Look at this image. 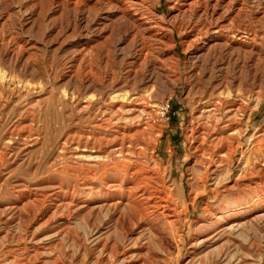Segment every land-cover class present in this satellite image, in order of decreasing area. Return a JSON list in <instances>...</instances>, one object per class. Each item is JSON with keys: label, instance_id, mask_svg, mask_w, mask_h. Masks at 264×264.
I'll return each instance as SVG.
<instances>
[{"label": "rangeland", "instance_id": "1", "mask_svg": "<svg viewBox=\"0 0 264 264\" xmlns=\"http://www.w3.org/2000/svg\"><path fill=\"white\" fill-rule=\"evenodd\" d=\"M127 1L0 0V264H116L135 241L149 264H264V0ZM131 96L152 115L121 118ZM146 119L117 159L172 192L181 254L91 204L114 127Z\"/></svg>", "mask_w": 264, "mask_h": 264}, {"label": "bare ground", "instance_id": "2", "mask_svg": "<svg viewBox=\"0 0 264 264\" xmlns=\"http://www.w3.org/2000/svg\"><path fill=\"white\" fill-rule=\"evenodd\" d=\"M126 6H131V5H126ZM123 7H125V6H123ZM131 98H132V96H131ZM131 98H128V101H126V105L122 104L121 106H119L118 110L121 112V115H120L121 118H125V115L126 116L128 115V117H129V116H132L136 113H138L139 116L147 114L149 117V115H152L150 113V111L142 105L141 99L139 97L138 98H132V99ZM234 108H236V107H234ZM239 110L240 109H238V112H239ZM214 113H216V112H214ZM233 113H235V112H233ZM134 121H132V123L128 122L127 126L123 125L124 127L123 126L119 127V128L114 127V129H116V130H114L115 138L113 140V142H114L113 145L110 148H107L106 151L101 156L94 158L95 160L96 159L103 160V161L111 160V161L115 162L113 164L114 166H112V168H111L112 170H108V168H107V170L105 171V175L112 174L111 178H113L114 180L110 181L109 178H107V177L105 179H103L104 180L103 185L105 186V189H106L105 193L100 198V200L98 199V201L91 203V204L96 205V207H98V211H101L103 209V210H107L109 213H113V214L118 211L119 212V214H118L119 215V221L122 220L123 213H125L126 214L125 221H126V225H127V229H126L127 234L133 233L136 227L144 228L143 230H148L152 233V235L158 241L160 246H162L165 250H169L173 253L181 254L183 252V245H184V243L187 242V236H186V232H185L186 225L180 226L179 228L177 227V229L175 227L176 233H174L173 230H170V232L169 231L165 232L163 230V227L165 226V225H163V222H166L170 226L177 222V210L175 208V205L171 201L172 192L169 190V188L163 182L160 184V186H158L156 173L152 172L151 170L144 168L139 161H133V160L129 161L128 160L129 163H125V162L121 163L117 159V157H121L124 160H126V159H128L127 157L135 155L136 154V147H138V145H140L139 144L140 142L138 143V141H135V139L137 140V138H141L142 140H144L145 136L147 135V131L151 128V125H152L151 119H148V120L146 119L142 123L140 122L137 124H136V120H134ZM222 132H224V131H222ZM219 133H221V132H219ZM197 137H199V136H197ZM226 142H227V139L225 137L221 136V138H219L217 140V143H215V148L220 150L219 153L221 155L220 157L222 158L221 163L224 161L223 158L226 156V154L223 153V151H224L223 149L226 146L225 145ZM208 143H210V142H208ZM201 148H202V146H201ZM212 160H213V158H212ZM160 182H161V180H160ZM125 183L128 186L127 188L126 187L123 188V185ZM56 202H58L59 204L56 205V207L54 206L55 211H58L62 207H66L63 200L56 201ZM18 205H20V204L16 203L15 205H12L11 207H9V209L16 211L18 209ZM75 205H77V204H75ZM85 207L87 208V206H85ZM85 207H83V209ZM93 209L94 208H92V210ZM237 214H239V213H237ZM230 217L232 218V215H229V214H227V215L225 214L224 216L221 215L220 217H215V219L217 221L216 223H218V225H220V232L225 231L228 228L231 229L232 226L234 227V226L238 225L239 222L237 223V221L234 224L232 223V225H231V223H227V220H230ZM241 221H243V220H241ZM207 222H208V220H207ZM229 224H230V227H229ZM193 225H195V224H193ZM202 227H200V228H202ZM233 227H232V229H233ZM203 228H205V227H203ZM190 229H191V227H189V230ZM140 238L141 237H139V239ZM207 241H208V238L194 237L191 239L190 246L194 250L199 245L205 244ZM144 244L145 243L138 244L137 241H135L133 246H131L129 248V251L127 252L126 256H123V258H121L119 260L116 259V254L113 251V247L110 248V253H111L112 257L115 258L116 264H149V261L152 262V260H153V258H152L153 253H151L149 247L144 245ZM227 260H229V259H227ZM195 261H196V259L192 258L189 261V263L193 264ZM25 264H29V263H25Z\"/></svg>", "mask_w": 264, "mask_h": 264}]
</instances>
